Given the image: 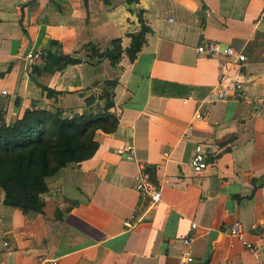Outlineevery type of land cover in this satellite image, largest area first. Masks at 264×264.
<instances>
[{"label": "crops", "instance_id": "crops-1", "mask_svg": "<svg viewBox=\"0 0 264 264\" xmlns=\"http://www.w3.org/2000/svg\"><path fill=\"white\" fill-rule=\"evenodd\" d=\"M138 12L147 31L129 61L124 50L139 30ZM115 40L122 53L112 66L93 52ZM203 40L245 56L228 63L227 77L242 84L240 102H203L223 59L196 54ZM50 42L78 63L43 73ZM28 53L41 57L28 61ZM103 80L117 83L109 110L116 128L98 133L91 158L44 178L41 213L5 206L0 189V264H39L38 257L55 264H175L184 238L193 264H264V110L250 105L264 104V0H0L5 124L32 107L80 113ZM126 144L131 160L119 153ZM196 145L210 152L197 174L189 166ZM138 164L160 192L150 207L133 189ZM236 220L253 254L227 234Z\"/></svg>", "mask_w": 264, "mask_h": 264}, {"label": "trees", "instance_id": "trees-1", "mask_svg": "<svg viewBox=\"0 0 264 264\" xmlns=\"http://www.w3.org/2000/svg\"><path fill=\"white\" fill-rule=\"evenodd\" d=\"M137 21L139 30L130 35L129 45L124 50L129 61L135 58L147 31L139 12ZM121 53L118 40L109 50L93 52L112 66L116 65ZM41 58L45 62L41 71L47 74L78 63L76 59L62 55L55 42H50V48ZM116 84V80L94 84L93 89L98 91L87 95L80 113L70 111L64 115L56 108L32 107L9 125L0 114V189L5 206L17 208L26 215L41 213L43 205L39 197L46 191L44 178L66 164L92 157L98 147V133H111L117 125L116 116L109 112ZM42 90L55 95L47 89Z\"/></svg>", "mask_w": 264, "mask_h": 264}, {"label": "built area", "instance_id": "built-area-1", "mask_svg": "<svg viewBox=\"0 0 264 264\" xmlns=\"http://www.w3.org/2000/svg\"><path fill=\"white\" fill-rule=\"evenodd\" d=\"M194 51L196 54L203 55L207 58H213L216 56L223 58L220 64V74L217 85L206 94L203 102L209 104L226 101L240 102L244 99L245 95L241 82L227 77L228 66L230 65L228 63L231 62V64H240L245 61V56L242 53L237 52L230 46H221L211 40L200 41ZM25 58L28 61L34 59L36 60L40 58V54L28 53L25 55ZM1 93L3 94L4 92L2 91ZM250 105L252 111L256 113L264 110V104L262 101H255ZM202 114L203 110L199 108L194 114V119H200ZM191 129L192 125L190 124L187 126V130L190 131ZM188 136V133L184 134V138H188ZM119 153L124 160H131L134 156L131 144L124 145ZM209 154L210 152L206 151V149L200 145H196L194 147L193 155L189 162L190 169L193 173L197 174L206 167ZM164 156H166V154H164ZM132 184L134 191L138 194V198L141 201L147 202L149 207L160 201V192L155 187L151 174L142 164H138L137 172L132 176ZM123 226L130 228L132 225L126 220L123 222ZM190 229H195V224H190ZM227 234L238 241L249 254H253L255 252V248L245 240L243 227L239 221H233L228 225ZM180 243L182 249L179 251L175 264H193V258L187 250L190 239L184 238L180 241ZM3 245H6V242H3ZM36 261L39 264H55L52 260L40 257H38Z\"/></svg>", "mask_w": 264, "mask_h": 264}, {"label": "rangeland", "instance_id": "rangeland-1", "mask_svg": "<svg viewBox=\"0 0 264 264\" xmlns=\"http://www.w3.org/2000/svg\"><path fill=\"white\" fill-rule=\"evenodd\" d=\"M101 103H103V102H101Z\"/></svg>", "mask_w": 264, "mask_h": 264}]
</instances>
